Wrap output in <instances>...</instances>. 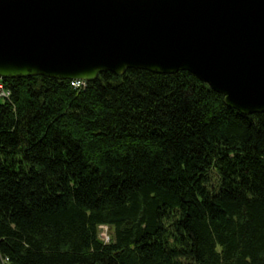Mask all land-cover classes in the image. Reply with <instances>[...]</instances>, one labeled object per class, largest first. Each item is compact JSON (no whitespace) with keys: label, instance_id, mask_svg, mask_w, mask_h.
<instances>
[{"label":"trees","instance_id":"obj_1","mask_svg":"<svg viewBox=\"0 0 264 264\" xmlns=\"http://www.w3.org/2000/svg\"><path fill=\"white\" fill-rule=\"evenodd\" d=\"M0 83V264H264V113L188 71Z\"/></svg>","mask_w":264,"mask_h":264},{"label":"water","instance_id":"obj_2","mask_svg":"<svg viewBox=\"0 0 264 264\" xmlns=\"http://www.w3.org/2000/svg\"><path fill=\"white\" fill-rule=\"evenodd\" d=\"M188 71L264 113V0H0V80Z\"/></svg>","mask_w":264,"mask_h":264},{"label":"built area","instance_id":"obj_3","mask_svg":"<svg viewBox=\"0 0 264 264\" xmlns=\"http://www.w3.org/2000/svg\"><path fill=\"white\" fill-rule=\"evenodd\" d=\"M72 84L75 88L85 87L87 85L84 81H72ZM11 92L7 90L2 83H0V99H9ZM100 228H105L107 231L109 228L107 226H101ZM107 233V232H106ZM106 242L110 240V236L103 235L102 237Z\"/></svg>","mask_w":264,"mask_h":264},{"label":"rangeland","instance_id":"obj_4","mask_svg":"<svg viewBox=\"0 0 264 264\" xmlns=\"http://www.w3.org/2000/svg\"><path fill=\"white\" fill-rule=\"evenodd\" d=\"M110 233H111L110 230L107 231L105 228H100V235H101V237H103V235L110 236Z\"/></svg>","mask_w":264,"mask_h":264}]
</instances>
